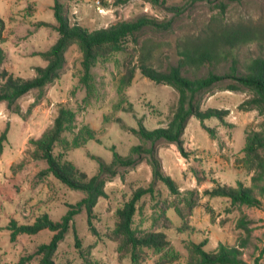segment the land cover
<instances>
[{
	"label": "rangeland",
	"instance_id": "obj_1",
	"mask_svg": "<svg viewBox=\"0 0 264 264\" xmlns=\"http://www.w3.org/2000/svg\"><path fill=\"white\" fill-rule=\"evenodd\" d=\"M67 8L70 24L88 31L108 27L118 21H132L140 16L157 22L171 20L167 29L145 28L127 38L120 52L101 57L83 80L81 54L76 45L65 53V64L59 79L45 87L40 101L33 104L37 92L30 91L17 103L21 116L0 103V135L6 141L0 153V264H40V258L20 263L21 258L48 243L52 232L34 236L22 235L10 242L5 228L10 220L30 224L43 213L57 221L84 194L60 183L51 174L39 173L46 168L44 161L31 159L30 140L41 137L51 127L58 109L63 106L74 114L71 130L62 134L63 143L54 146L53 154L74 164L88 177L98 172L100 158L106 164L113 152L128 156L133 146L140 144L139 122L147 130L165 128L177 103V92L166 85L156 84L136 69L128 87L118 91L120 79L128 66L136 67L141 56L161 71L176 65L185 42L195 43L211 32L227 28L251 29L259 38L234 47L226 46L221 63L213 72L227 73L233 60L240 72L258 57L264 58V0H160L152 5L146 0H130L115 4V0H60ZM54 0H0V49L5 55L2 67L15 77L31 79L35 68L45 67L38 54L46 52L58 39L53 14ZM40 23L46 25L40 26ZM210 68L189 69V77H204ZM248 91L230 92L214 86L202 96V110L225 109L223 121L216 118L201 121L189 119L182 136L185 156L177 144L156 143L157 156L163 172L176 184L178 193H170L161 181L153 184V196L146 195L138 203L134 227L162 231L170 242L160 253L148 251L142 264H159L173 250L177 259L171 264H188V244L204 242L203 249L215 251L219 245L237 246L245 232L237 227L238 219L251 221L249 245L241 249L244 264H264V190L257 191L258 207L232 205L230 200L205 195L216 185L236 187L238 182L251 186L254 174L244 164L243 148L250 131L264 132V115L244 111L239 105L249 98ZM209 129L213 130L210 134ZM87 130L94 135L87 139ZM77 139L79 147L73 145ZM152 182L149 164L143 160L135 167L122 168L105 185L106 196L98 200L93 221L99 235L87 227L86 214L73 220L72 228L58 245L55 264H82L75 248L73 229L80 239L81 250L99 264H131L119 259L117 243L107 235L114 228L116 210L130 199L137 188H147ZM264 187V182L261 183ZM181 213V216L179 213Z\"/></svg>",
	"mask_w": 264,
	"mask_h": 264
},
{
	"label": "trees",
	"instance_id": "obj_2",
	"mask_svg": "<svg viewBox=\"0 0 264 264\" xmlns=\"http://www.w3.org/2000/svg\"><path fill=\"white\" fill-rule=\"evenodd\" d=\"M128 1L130 0H115L114 3L124 4ZM146 1L152 5L160 4V0ZM52 9L57 22L55 30L59 36L48 51L38 53L46 61V66L35 68L36 73L33 78L15 77L5 70L2 67L5 55L0 49V103H5L7 110L13 114L21 116L20 106L17 103L19 98L35 90L38 94L33 104H36L41 100L45 87L59 79L65 64V53L72 45H76L81 54L82 79L86 80L90 77V71L95 63L109 53L120 52L127 38L134 37L145 28L167 29L171 24V20L159 23L155 19L140 16L132 21H118L108 27L88 31L79 25L70 24L67 8L60 0H54ZM3 24L0 19L1 28ZM258 38V33L251 29L227 28L218 33L211 32L195 43L185 42L179 52L180 58L177 64L168 67L165 71L153 67L147 56H141L136 67L128 66L119 81V92L130 85L138 69L140 74L150 81L173 88L178 95L177 103L165 128L147 130L140 121L137 129H130L138 136L140 144L133 146L128 156L113 152V160L110 164H106L100 158L92 157L98 162V172L92 177H88L61 156L53 154L56 144L65 142L64 144L68 146L62 134L71 130L74 120L73 112L61 106L51 127L45 130L40 138L29 141L33 148L30 157L46 163V168L39 175L51 174L60 183L71 190L82 192L84 196L75 204H67V211L57 221L52 220L46 213L36 217L30 224L9 221L5 229L9 231L10 242H15L17 237L22 235L34 236L45 230L52 232L48 243L38 245L33 253L22 257L20 263L39 257L40 264H55L54 255L58 245L72 228L74 217L83 211L86 214L88 230L93 235H99L93 224L94 208L98 200L106 196V183L116 177L120 169L135 167L143 160L151 167L152 182L147 188H137L133 191L130 199L116 210L115 225L107 238L117 243L116 251L119 259H129L131 264L144 263L148 251L160 253L169 248L170 242L164 232L137 229L133 224L140 200L146 195L153 196L154 182H163L173 195L178 193L175 182L162 170L155 145L159 141L177 144L180 153L185 156L182 136L190 118L196 117L201 121L216 118L218 121H223L229 114L228 110L201 109L203 94L214 86L220 85L222 90L230 92L248 91L249 98L239 105V109L255 110L260 115H264V58L253 59L244 66L243 72L239 71L237 61L234 59L229 71L223 75L216 74L213 72L215 68H212L218 66L224 59L226 46L234 47ZM202 67L210 68L204 77L186 75L187 70H198ZM209 132L212 134L213 130L209 129ZM86 133L87 139L94 138V134L89 130ZM5 141L6 132H3L0 135V153ZM73 145L79 147L77 139L74 140ZM243 151L244 165L254 173L251 177V186H244L240 182L236 187L216 185L206 190L205 195L227 198L232 205L248 207L260 205L256 190L260 192L264 190L261 186L264 182V132L253 130L247 133ZM178 213L181 216V213ZM250 224L251 221L245 216L238 219L237 227L245 232V237L240 238L237 246L229 247L221 244L215 251L208 252L203 249L204 242L199 244L190 242L188 264H244L241 249L249 245L252 231ZM73 233L75 248L78 249L82 264H99L82 252L80 239L74 229ZM176 259L177 253L170 250L162 257L159 264H171Z\"/></svg>",
	"mask_w": 264,
	"mask_h": 264
}]
</instances>
